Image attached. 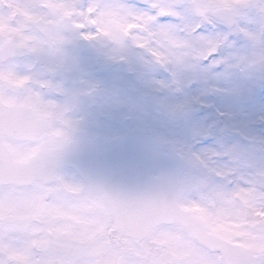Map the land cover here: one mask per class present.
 Returning <instances> with one entry per match:
<instances>
[{
  "label": "snow or ice",
  "instance_id": "1",
  "mask_svg": "<svg viewBox=\"0 0 264 264\" xmlns=\"http://www.w3.org/2000/svg\"><path fill=\"white\" fill-rule=\"evenodd\" d=\"M128 7L142 31L183 27L179 0ZM186 30L208 42L206 59H153L159 37L150 34L143 57L118 60L83 47L45 66L53 99L75 113L70 138L79 150L133 170L194 160L214 174L264 160V0H228Z\"/></svg>",
  "mask_w": 264,
  "mask_h": 264
},
{
  "label": "rangeland",
  "instance_id": "2",
  "mask_svg": "<svg viewBox=\"0 0 264 264\" xmlns=\"http://www.w3.org/2000/svg\"><path fill=\"white\" fill-rule=\"evenodd\" d=\"M7 2V11L0 9V26L2 27L3 40H11L16 45H35V36L30 33L31 23L39 16L32 12V0H4ZM20 9L21 15L16 18L14 25H7L5 16ZM53 114V113H52ZM62 116V112L60 111ZM53 115L56 116V113ZM63 117V116H62ZM51 126V124H50ZM63 129L67 133V123H63ZM187 172L184 175V183L180 181L179 201L181 205L193 211L206 224L213 234L221 236L230 242L250 240L253 245V264L264 257V231L256 233L252 230L253 224L248 222L249 216L244 212V199L261 206V223L264 222V191L254 185L255 175L264 173V160L256 159L248 162L243 170L227 169L216 171L214 174L201 167L194 160H187ZM57 177L61 182L74 183L76 202L82 232L88 233L95 241V247L100 252L101 248L109 244L110 249L105 252L107 259L105 264H205L202 249L193 244V230H183L179 224L171 226L151 227L146 235L147 241L153 243L150 252L143 245L135 244L134 239L122 235L123 250L116 252L111 250L113 241L105 239L112 233L108 227L113 221L106 204L99 200L100 195L92 189H85V185L74 177L69 169H60ZM67 184V182H64ZM116 230L113 229V232ZM255 236V238L253 237ZM148 251V253H147ZM125 254L127 260L125 259ZM214 259L220 258L213 253ZM155 261H153V260ZM215 264V261H213ZM211 263V264H213ZM218 264V263H217Z\"/></svg>",
  "mask_w": 264,
  "mask_h": 264
},
{
  "label": "clouds",
  "instance_id": "3",
  "mask_svg": "<svg viewBox=\"0 0 264 264\" xmlns=\"http://www.w3.org/2000/svg\"><path fill=\"white\" fill-rule=\"evenodd\" d=\"M132 0H37L35 11L42 23L30 25L35 44L41 49L35 71L40 78L51 77L44 72L48 64L62 58H74L83 47L114 55L116 59L143 57L144 48L151 34L157 43L152 44L155 55L151 58L174 62L179 59L185 64H195L210 54L206 41L192 40L186 30L192 21L202 22L209 16L224 9L228 0H179L184 5L182 28L160 36L158 26L142 31L141 18L132 14L128 5ZM149 3L176 2V0H146ZM7 11V8L4 9ZM175 66V64H173ZM64 119L69 122L75 115L66 110L63 102L57 103ZM113 229L117 231L113 232ZM119 220L113 218L108 227L112 233L105 239L113 241L111 250L122 252V234ZM107 255L101 248L96 255L78 260L75 264H105ZM125 259L127 256L125 254ZM254 264H264V257Z\"/></svg>",
  "mask_w": 264,
  "mask_h": 264
},
{
  "label": "flooded vegetation",
  "instance_id": "4",
  "mask_svg": "<svg viewBox=\"0 0 264 264\" xmlns=\"http://www.w3.org/2000/svg\"><path fill=\"white\" fill-rule=\"evenodd\" d=\"M39 51L25 58H10L0 63V76L13 89L0 85V97L7 105L30 106L43 120L52 119L48 107L55 103L49 83L35 71ZM57 135L44 130L40 140ZM63 137L62 135H60ZM17 161H23L38 143L6 139ZM58 181H41L30 186L0 183V264H75L68 242L87 240L82 234L75 238L70 226L69 211L59 201ZM70 189L66 192L69 194ZM45 200V202H44ZM58 210V214L55 211ZM60 241V242H57Z\"/></svg>",
  "mask_w": 264,
  "mask_h": 264
},
{
  "label": "water",
  "instance_id": "5",
  "mask_svg": "<svg viewBox=\"0 0 264 264\" xmlns=\"http://www.w3.org/2000/svg\"><path fill=\"white\" fill-rule=\"evenodd\" d=\"M1 131L3 134L0 137L3 138L9 130L2 128ZM53 146V151H57L55 152L57 159L51 171L34 170L33 157L28 162L30 167L28 170L22 172L23 169L19 165L17 170L10 172L9 180L21 182V173H25L26 179L40 178L53 173L57 167L67 164L103 193L114 218L119 220V230L127 232L129 236L141 238L145 235L148 225L170 224L178 220L185 227L191 225L197 227L196 239L199 242L213 249L221 244L219 249L224 250L226 255H232L231 260L235 257L234 253L237 249L228 247L224 241L215 236L208 235L197 218L178 206V184L172 167L133 170L98 157L90 151L77 153L74 149L77 146L74 140L64 144L57 142ZM41 152L43 148L37 156ZM153 173H158V176L153 177ZM257 184L260 188H264L263 175L258 176Z\"/></svg>",
  "mask_w": 264,
  "mask_h": 264
}]
</instances>
